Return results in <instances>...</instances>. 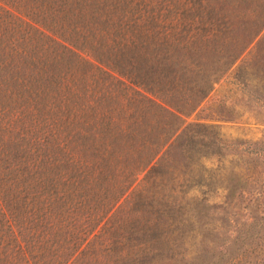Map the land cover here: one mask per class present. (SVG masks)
Listing matches in <instances>:
<instances>
[{
    "label": "trees",
    "instance_id": "1",
    "mask_svg": "<svg viewBox=\"0 0 264 264\" xmlns=\"http://www.w3.org/2000/svg\"><path fill=\"white\" fill-rule=\"evenodd\" d=\"M227 76L264 97V0H0V264L186 260Z\"/></svg>",
    "mask_w": 264,
    "mask_h": 264
},
{
    "label": "rangeland",
    "instance_id": "2",
    "mask_svg": "<svg viewBox=\"0 0 264 264\" xmlns=\"http://www.w3.org/2000/svg\"><path fill=\"white\" fill-rule=\"evenodd\" d=\"M258 88L224 77L203 103L208 109L186 119L215 116L210 122L217 124L220 152L191 171L189 256L178 264H264V97Z\"/></svg>",
    "mask_w": 264,
    "mask_h": 264
}]
</instances>
